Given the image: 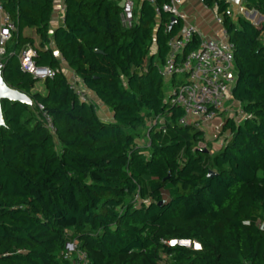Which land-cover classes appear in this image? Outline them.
Listing matches in <instances>:
<instances>
[{
  "label": "trees",
  "instance_id": "1",
  "mask_svg": "<svg viewBox=\"0 0 264 264\" xmlns=\"http://www.w3.org/2000/svg\"><path fill=\"white\" fill-rule=\"evenodd\" d=\"M0 1L17 24L3 77L33 104L2 102L0 264H76L77 251L87 264H264V23L226 15V0H203L218 5L236 45L232 97L243 111L224 120L222 145L209 150L203 130L180 122L184 109L161 73L183 27H170L167 13L158 19L168 0L137 2L129 28L116 0H66L53 32L54 0ZM242 2L264 15V0ZM199 42L195 35L184 54ZM28 45L52 77L23 70ZM62 58L112 120L78 97Z\"/></svg>",
  "mask_w": 264,
  "mask_h": 264
},
{
  "label": "built area",
  "instance_id": "2",
  "mask_svg": "<svg viewBox=\"0 0 264 264\" xmlns=\"http://www.w3.org/2000/svg\"><path fill=\"white\" fill-rule=\"evenodd\" d=\"M121 3V22L125 27H132L135 20V10L137 0H122ZM145 1V0H141ZM154 3V0H147ZM184 0H168L162 8H156L157 17L162 13H167L178 20L186 21L187 17L181 10ZM233 4V0H226ZM58 13L60 19L64 21L66 12V0H58ZM215 19L220 25H224V14H219L218 5H215ZM247 8L243 4L237 7V13L230 6L226 10V15L234 16L236 14H245ZM17 31V24L11 13L6 11L0 1V61L8 53L7 47ZM195 35H198L196 27L188 24L184 25L178 36L169 41L170 51L164 65L161 67L162 75L171 81L173 77H183L175 85L170 94L171 102L184 109V116L180 122L185 125H192L199 130L206 131L213 121L222 114L227 113L228 118H234L240 121L243 116L241 104L233 99L232 90L237 82L235 72V49L236 45L231 41L226 28L223 29L219 38H210L200 36V42L196 49L184 54L186 46L192 42ZM36 49L28 45L20 53L22 68L24 71L32 74L39 80H45L54 75V70L48 67H38L34 62ZM62 61L65 60L62 58ZM71 87L81 100L90 101L88 92L85 90L82 82L77 78L74 72L69 73ZM232 97V98H231ZM234 100L233 105H238L239 110L235 111L232 105L227 102ZM237 103V104H236ZM43 111V108L40 107ZM46 126L54 132V126L47 113L42 114ZM224 120L221 119L219 127L221 131ZM175 241H171L174 245ZM197 247V244L195 245ZM68 252L77 250L75 241L67 244ZM78 261L76 264H87V256L82 251H77Z\"/></svg>",
  "mask_w": 264,
  "mask_h": 264
},
{
  "label": "crops",
  "instance_id": "3",
  "mask_svg": "<svg viewBox=\"0 0 264 264\" xmlns=\"http://www.w3.org/2000/svg\"><path fill=\"white\" fill-rule=\"evenodd\" d=\"M116 1L121 4L122 0H116ZM137 2L140 3L141 0H137ZM57 3H58V0H54V14H53L52 22H51V32H53L59 25H61L63 23V20L60 19V15L58 13L59 11H58V6H57L58 4ZM239 4H243L242 0H240L238 3H235L233 1V4L230 5L235 10V13H237V7ZM214 7H208L204 3L203 0H184L182 5H181V10L186 15L187 20L186 21L181 20L182 25L184 26V25L190 24V25L196 27V29L198 30L199 38H200V36L210 37V38H219L222 35V31L225 28V26L220 25L216 22L215 8ZM244 16L249 17L248 19L251 20L256 26H259V25L264 23V15H262L260 12H258L256 10L247 9ZM262 38L264 40V32L262 34ZM52 46H53V48H55L54 42H52ZM156 51H157V46L154 45L152 50H151V53H155ZM56 53L59 55L57 50H56ZM62 68L68 74L73 72L68 67L67 63L64 61H62ZM179 78H180L179 76L176 77V80H179ZM176 80H175V82H176ZM88 95L90 97V100L93 102L95 101L99 106H101V109H103L104 112H106V113H107V111L110 112V115H109L110 118H104L100 115L101 118H103L106 121L112 120L113 119V113L110 110H108L98 100L96 95H94L92 92H88ZM221 119H223V115L220 116L219 118H217L215 121H213V123L217 122ZM220 145H222V141L220 142Z\"/></svg>",
  "mask_w": 264,
  "mask_h": 264
},
{
  "label": "rangeland",
  "instance_id": "4",
  "mask_svg": "<svg viewBox=\"0 0 264 264\" xmlns=\"http://www.w3.org/2000/svg\"><path fill=\"white\" fill-rule=\"evenodd\" d=\"M121 3H123V1H121ZM247 18H249V17H247ZM31 32H32L31 30H27L26 31V33H31ZM34 37H35L36 42H38V37H37L36 34H34ZM179 80L180 81L183 80V77H180ZM179 80H176L175 85H177L179 83ZM175 85L173 84L172 81L169 82V84H168V92H169V94L171 93V90H172V88ZM40 89H42L41 88V82L38 83V85L36 86L35 90H40ZM88 97H89V95H88ZM94 103H95V105L97 107V110H98L99 114L102 117L110 118V116H109L110 112L109 111L106 110L107 113L104 112V110L101 109V106H99L95 101H94ZM234 103H235L234 100H230V101L227 102V105H232L233 108L235 109V111H238L239 107H238V105H233ZM30 104L33 105L32 103H30ZM222 115H223V120L227 119V117H228L227 113L222 114ZM156 123L157 122H155L154 124H156ZM219 123H220V120L217 121V122H214L209 127H207L206 131H204L205 139L209 142V144H206L205 142H202L200 144L201 148H206V149L210 150L211 147L216 148V149L221 147L220 142L223 141V140H222V137H221L222 136L221 135L222 131H221V127H219ZM138 142H139L140 145L143 146L147 141L145 139L138 138Z\"/></svg>",
  "mask_w": 264,
  "mask_h": 264
},
{
  "label": "water",
  "instance_id": "5",
  "mask_svg": "<svg viewBox=\"0 0 264 264\" xmlns=\"http://www.w3.org/2000/svg\"><path fill=\"white\" fill-rule=\"evenodd\" d=\"M235 3H238L240 0H233ZM178 19L176 17H171L170 27H172L175 23H178ZM3 63L0 61V127L4 125V118L2 113V102L4 100L14 101V102H21V103H32V99L27 94L10 87L3 77ZM210 175L213 176L214 172H210ZM181 244L190 246V240H182L180 241ZM196 245V243H195ZM200 245V244H199Z\"/></svg>",
  "mask_w": 264,
  "mask_h": 264
},
{
  "label": "bare ground",
  "instance_id": "6",
  "mask_svg": "<svg viewBox=\"0 0 264 264\" xmlns=\"http://www.w3.org/2000/svg\"><path fill=\"white\" fill-rule=\"evenodd\" d=\"M197 247H199V248H200L199 244H197Z\"/></svg>",
  "mask_w": 264,
  "mask_h": 264
},
{
  "label": "clouds",
  "instance_id": "7",
  "mask_svg": "<svg viewBox=\"0 0 264 264\" xmlns=\"http://www.w3.org/2000/svg\"><path fill=\"white\" fill-rule=\"evenodd\" d=\"M177 243V241H175L174 245ZM196 247V246H195Z\"/></svg>",
  "mask_w": 264,
  "mask_h": 264
}]
</instances>
